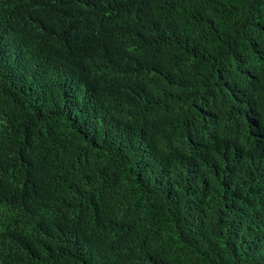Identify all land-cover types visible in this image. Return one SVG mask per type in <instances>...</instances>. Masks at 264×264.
I'll return each instance as SVG.
<instances>
[{"label": "trees", "instance_id": "16d2710c", "mask_svg": "<svg viewBox=\"0 0 264 264\" xmlns=\"http://www.w3.org/2000/svg\"><path fill=\"white\" fill-rule=\"evenodd\" d=\"M0 264H264V0H0Z\"/></svg>", "mask_w": 264, "mask_h": 264}]
</instances>
